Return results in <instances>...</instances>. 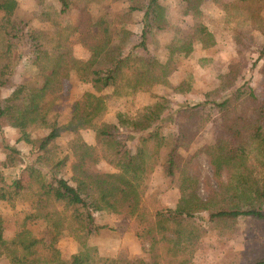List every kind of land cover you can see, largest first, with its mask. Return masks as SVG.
<instances>
[{"label": "trees", "instance_id": "1", "mask_svg": "<svg viewBox=\"0 0 264 264\" xmlns=\"http://www.w3.org/2000/svg\"><path fill=\"white\" fill-rule=\"evenodd\" d=\"M93 1L98 0H59V10L50 8L39 16L42 23H51L55 28L30 32L26 30L27 22L17 19L18 1L0 0V89L11 85L20 59L14 47L22 36L33 48L36 76L14 85L8 96L0 98V123L17 128L22 139L38 152L35 162L26 168L30 179L28 187L19 178L11 185L1 184L0 171V201L14 203L18 197L25 196L30 207L26 219L43 223L53 233L46 243L24 222L13 237L6 239L0 213V255L10 256L14 264H90L97 248L89 246L88 241L105 227L95 222L94 213L108 210L136 220V236L142 251L149 253L150 264H193L192 254L199 238L207 232L205 226L197 222L198 215L211 228L245 218L264 222V102L244 80V64L237 61L227 65L219 75V85L205 92L202 102L175 112L179 121L177 135L173 138H167L160 130L162 122L172 115L167 98L144 107L134 116L118 114V124L96 125L95 119L107 110L110 96L103 93L105 90L111 88L114 95H131L155 84L167 83L168 75L175 69V56H189L197 43L211 48L216 38L200 20L203 0H180L183 13L195 20L187 32L171 24L161 0H126L127 9L116 18L121 23H129L133 12H143L144 40L140 46L144 49L147 50L148 33L171 30L173 35L166 45L168 57L165 60L149 50L147 55L134 53L138 46L127 45L132 32L122 28L125 36H120L116 42L107 17L90 14L88 4ZM214 1L226 11L227 22L232 16L240 17L250 30L263 35L256 59H264V0ZM73 11L75 19L64 24L51 17L53 14L67 16ZM72 34H77L80 44L89 51L88 58L71 54L67 42ZM244 38L240 31L234 36L238 53L250 40ZM71 72L94 90L85 91L71 107L67 127L75 133L69 143L73 157L69 180L73 184L60 175L69 154L58 157L53 152L60 131L58 103L62 77ZM261 73L264 75V62ZM165 111L168 114L163 116ZM208 122L215 140L204 151L216 186L210 188L203 199L197 194L196 180L187 172H181L180 198L175 208L155 212L143 208L147 152L155 147L157 150L163 146L169 148L164 174L173 181L181 171L180 149L186 148ZM89 126L95 129L98 144L105 146L108 162L117 172H95L90 168L100 161L101 150L80 139L79 131ZM36 127L47 131L41 137L32 138L30 130ZM119 127L140 133L137 138H129L137 140V146L132 148L118 139L114 130ZM10 149L16 152L15 148ZM202 212H207V216H201ZM63 230L73 235L82 247V251L69 260L61 256L55 245ZM242 255L249 264H264V255L258 249L242 252ZM98 260L100 264H147L143 258L101 256Z\"/></svg>", "mask_w": 264, "mask_h": 264}, {"label": "rangeland", "instance_id": "2", "mask_svg": "<svg viewBox=\"0 0 264 264\" xmlns=\"http://www.w3.org/2000/svg\"><path fill=\"white\" fill-rule=\"evenodd\" d=\"M17 19L27 22V31L33 32L36 29H54L49 23H42L39 16L42 11L53 8L60 9L59 0H17ZM232 1V0H221ZM165 7L166 15L173 26L179 27L187 32L193 26L195 20L191 15L183 13L180 0H161ZM128 2L126 0H98L88 4L90 14L94 17L105 15L110 21L114 40L118 42L124 30L132 33L127 41V45L138 46L134 53L147 55L149 52L155 54L161 60L168 57L166 45L171 41L173 35L171 30L153 31L145 38L147 50L140 46L144 40L142 33L144 29L143 12L132 13V20L129 23H121L116 18L118 14L125 12ZM264 15V9L262 11ZM0 12V17H1ZM236 16V14H233ZM238 16V15H237ZM52 19L64 24L75 19L74 11L70 15L58 17L51 15ZM228 15L221 5L214 0H203L202 15L200 20L208 26L214 33L216 44L211 48H203L196 44L194 51L187 57L177 55L174 57L175 69L168 75L167 83H159L151 86L146 91L137 92L131 95H114L109 88L103 93L110 98L107 101V110L94 121L96 125L102 123L118 124V114L134 116L146 106H153L156 102L167 98L171 117L161 124V132L167 138L177 135V123L179 118L175 112L180 108L193 105L203 101L204 93L215 89L219 83V75L223 73L230 62L241 61L244 64V80L252 87L255 95L264 102V75L261 73V66L264 59L257 61L258 47L263 42V35L258 31H252L240 17H231L227 22ZM240 31L242 37H246V46L241 47V53L234 40L235 34ZM245 39V38H244ZM72 55L86 59L89 51L83 47L77 34H72L67 42ZM149 50V52H148ZM14 53L20 54L19 63L10 87L0 89V98L8 96L12 92V87L26 79L33 80L35 76L33 48L25 36L16 43ZM255 63V64H254ZM63 88L59 100V137L56 139L53 152L58 157L69 154V161L60 171L66 179L72 177L70 163L71 156L69 143L75 136L72 129L68 128L71 116V107L85 91H94L89 83L82 82L75 72L62 77ZM182 86V87H181ZM168 112H164L163 116ZM46 129L36 127L30 130L32 138L41 137L46 133ZM119 140L126 142L132 148L137 146L136 138L140 133H130L126 128L114 130ZM80 139L90 145L98 147L100 161L91 164L90 168L95 172H117L108 162L109 153L105 151V146L98 144L96 131L93 127H86L79 131ZM134 137V138H135ZM214 134L211 123H206L200 128L197 135L186 148L180 149L182 159L180 162L181 171L177 172L175 179H171L164 174V165L167 159L168 147L152 148L147 152L148 171L143 183V200L141 206L150 212L163 210L165 208H175L180 198L179 184L182 176L181 172H187L196 180L197 194L205 199L210 192V188L216 186L213 169L209 163V158L204 148L214 144ZM10 148H15L12 153ZM37 149L26 142L21 137V132L6 122L0 123V171L3 174V185H11L19 178L25 187L30 184L27 173V166L34 163L37 157ZM46 168L44 172L46 173ZM47 174V173H46ZM46 176L49 177V174ZM71 184L73 182L69 180ZM25 196L18 197L11 203L0 201V213L4 219V235L10 239L25 222L26 227L37 237L49 243L53 233L49 232L45 225L32 219H26L29 212V204L25 201ZM197 222L205 226L207 232L199 238L196 250L192 254L193 264H249L242 252L258 249L264 255V222L252 218L239 219L235 221L223 222L213 228L200 215ZM201 216L206 217L207 212H202ZM95 222L104 225L99 232L90 237L89 246H95L97 253H92L90 264H100L99 258L121 257L128 260L143 258L150 264V255L142 251L136 236V220L108 210H101L94 213ZM153 221V220H152ZM56 247L60 250L61 256L69 260L73 255L82 251L79 242L67 230H63L56 239ZM147 246V245H146ZM252 254H249L251 257ZM0 264H14L11 257L0 255Z\"/></svg>", "mask_w": 264, "mask_h": 264}]
</instances>
